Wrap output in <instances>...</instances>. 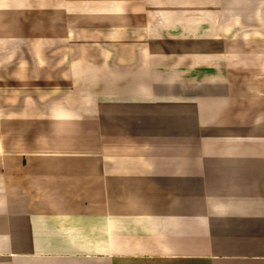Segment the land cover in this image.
Masks as SVG:
<instances>
[{"label": "crops", "instance_id": "crops-1", "mask_svg": "<svg viewBox=\"0 0 264 264\" xmlns=\"http://www.w3.org/2000/svg\"><path fill=\"white\" fill-rule=\"evenodd\" d=\"M232 10L263 26L264 0H0L1 41L43 38L23 47L29 58L7 60L12 49L0 48V264H264V155H241L238 135L221 154L207 139L205 155L150 154V142L185 124L145 104L119 117L113 102L99 104L124 95L113 69L102 77L101 66L49 58L45 45L67 35H239Z\"/></svg>", "mask_w": 264, "mask_h": 264}, {"label": "rangeland", "instance_id": "rangeland-1", "mask_svg": "<svg viewBox=\"0 0 264 264\" xmlns=\"http://www.w3.org/2000/svg\"><path fill=\"white\" fill-rule=\"evenodd\" d=\"M234 12L226 14V20L231 21V27L242 28L239 35H67L54 37L45 45L54 47L49 58L68 60L72 66H85L87 71L101 66L97 70L102 77L113 69L115 84L124 95L112 99L105 94L99 104L113 102L119 117L129 107L145 104L155 114L176 117L177 128L185 124L183 132L168 130L160 141L150 142V154L205 155L207 141L212 152L221 154L220 147L232 144L233 136L238 135L247 141L240 147L241 155H264V54L255 53L264 48V22L256 28L254 21L244 17L245 12L242 18ZM3 21L9 27L16 25L15 19ZM38 22L41 25L43 21ZM198 23L206 26L205 22ZM32 39L43 41L42 37L18 35L0 40V48L12 49L4 55L7 60L29 58L22 49ZM197 42L210 45L209 52L194 47ZM243 60L249 64L247 68L231 66ZM240 75H245L246 83L236 84ZM226 88L231 93H224L228 92ZM107 90L110 88H103ZM191 118L193 126L188 124ZM191 133L196 135L192 137ZM254 140L259 141V147ZM240 148L233 145L232 150L238 152Z\"/></svg>", "mask_w": 264, "mask_h": 264}]
</instances>
